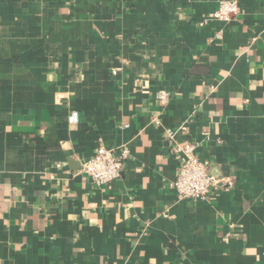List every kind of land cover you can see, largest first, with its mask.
Here are the masks:
<instances>
[{"label":"crops","instance_id":"obj_1","mask_svg":"<svg viewBox=\"0 0 264 264\" xmlns=\"http://www.w3.org/2000/svg\"><path fill=\"white\" fill-rule=\"evenodd\" d=\"M221 1L0 0V264H264V0ZM184 125L206 199L172 187ZM102 145L130 158L97 186Z\"/></svg>","mask_w":264,"mask_h":264},{"label":"built area","instance_id":"obj_2","mask_svg":"<svg viewBox=\"0 0 264 264\" xmlns=\"http://www.w3.org/2000/svg\"><path fill=\"white\" fill-rule=\"evenodd\" d=\"M240 12L241 9L237 0H222L218 9L205 19L203 23H207L210 20L228 23ZM223 39V32H218L214 38L215 41H223ZM162 99L165 101L167 96L162 95ZM56 101L60 105H68L70 94L67 92L60 93ZM78 122V113L70 112L68 123L74 125ZM187 130L188 127L184 125L178 132L172 129L166 131V138L172 152L179 161L177 178L173 182L172 187L179 200L197 201L209 198L214 190L222 187L226 182V178H219L214 175L211 170V162L200 159L198 156V143L187 141L180 144L175 140V136L178 133H185ZM129 158L130 152L128 149L116 151L102 145L85 162L82 172L91 178L97 186H105L121 177L124 165Z\"/></svg>","mask_w":264,"mask_h":264}]
</instances>
